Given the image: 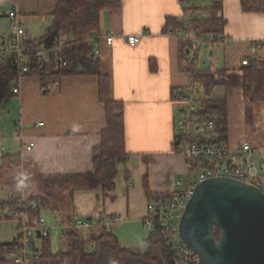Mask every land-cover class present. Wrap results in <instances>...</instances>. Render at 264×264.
<instances>
[{"label": "crops", "instance_id": "1", "mask_svg": "<svg viewBox=\"0 0 264 264\" xmlns=\"http://www.w3.org/2000/svg\"><path fill=\"white\" fill-rule=\"evenodd\" d=\"M56 1L0 0V33L9 32L6 11L14 8L25 29L24 38L39 39L52 22ZM185 1L121 0L118 8L100 13L98 35L113 33L114 40L111 45L102 39L97 42L100 51L96 57L102 73L109 77L112 100L123 105L125 155L115 161L114 191L103 192L101 187L66 190L68 199L62 191L53 198L55 201L44 203L42 210L48 211L49 223L56 214L63 222L71 217H117L115 235L132 231L127 243L118 236L121 245L131 250L128 243H140L148 193L177 189L175 180L185 171L184 157L174 148V92L192 83L199 86L197 98L202 107L206 100L223 105L224 143L235 148L247 141L253 165L261 171L255 163H264V102L244 97L241 62L264 61V10L244 12L239 0H188L197 12L196 31L211 32L219 22L223 36L231 39L230 44L214 41L200 47L205 49L206 60L199 65L200 49L197 69L222 80L206 92L201 80L194 82L190 57L188 51L187 57L183 54L181 45L185 42L178 37V30H164L168 17L176 21L181 17ZM130 34L140 37L133 47L126 42ZM253 40L262 41L259 49H250ZM69 41L58 42L66 48ZM7 98L0 107V172L14 165L23 171V179L28 181L18 196L26 195L27 187L30 192L35 190V195L40 193L38 180L46 177L92 172L93 149L106 126L96 75H62L46 87L39 77L24 76L19 93ZM98 231L95 229V233ZM139 248L136 253L145 250Z\"/></svg>", "mask_w": 264, "mask_h": 264}, {"label": "trees", "instance_id": "2", "mask_svg": "<svg viewBox=\"0 0 264 264\" xmlns=\"http://www.w3.org/2000/svg\"><path fill=\"white\" fill-rule=\"evenodd\" d=\"M240 7L244 12L259 13L264 10V0H239ZM121 0H57L52 13V22L44 30L42 36L37 40H25L29 47L39 45L50 46L58 42L61 35L67 33L71 41L61 52L67 61L65 67H56L52 64H41L35 59L28 76L40 78L42 87L62 75L91 74L98 77V95L100 102L105 108L106 126L100 133V143L93 149L91 173L77 175H63L44 178L46 185L59 189L93 190L101 187L103 192L114 191L117 169L115 161L125 155L123 105L121 102L112 100L110 96L109 77L102 73L99 60L91 52L96 41H92V35H98L100 31V13L104 10L116 9L120 6ZM221 23H215V29L211 32L215 36H221ZM182 25L168 17L164 30L175 32ZM198 32V31H197ZM209 31L198 32L206 36ZM183 54L190 49V45L183 43ZM187 57V55H186ZM189 70L194 75V82L201 83L206 92L213 86L222 82L220 77L207 70H198L190 61ZM19 71L15 68L11 59H0V107L2 101L12 95V83L17 80ZM242 88L244 97L251 102H264V61L247 60L242 66ZM202 118L213 116L216 120L218 140L225 141V115L223 105L213 104L206 100L201 108ZM218 125L220 127H218ZM147 188V187H146ZM160 193L151 194L149 197H158ZM20 196H9L2 208L9 211L8 215L0 214V219H11L17 199ZM34 208L28 211L29 222L42 216V208L45 199L41 196L33 197ZM216 239L219 237L218 230L214 232ZM66 242L64 250L51 252L50 238L41 239V255L38 261L33 264H62L70 259V264H178L174 259L173 248L167 245L166 234L159 227L149 233L146 239L147 245L142 253H136L125 249L112 231L100 228L98 232L84 236L78 229L71 228L59 236ZM9 243L0 244V264H10L6 258V251L9 250ZM90 248V249H89Z\"/></svg>", "mask_w": 264, "mask_h": 264}, {"label": "built area", "instance_id": "3", "mask_svg": "<svg viewBox=\"0 0 264 264\" xmlns=\"http://www.w3.org/2000/svg\"><path fill=\"white\" fill-rule=\"evenodd\" d=\"M184 10L178 22L182 27L177 35L190 45L188 54L190 61L197 67L200 47L214 41L231 43V39L215 36L208 33L201 36L196 31L194 20L197 12L193 5L186 0L183 2ZM9 22V32L0 33V59H11L19 76L12 83V95L19 93V82L28 76L35 59L41 64H52L56 67H65L67 61L61 55L64 45L53 42L50 46L39 45L29 47L24 38L25 29L14 8L6 11ZM139 35L126 36V42L133 47L139 42ZM103 40L106 45H111L114 40L113 33L105 35H92L91 40ZM262 41H250V49L261 47ZM100 48L93 46L91 52L98 55ZM242 65L247 64V59L242 60ZM199 86L192 83L184 90L174 92L176 103V116L174 120V148L181 153L185 160V171L175 180L177 189L160 193L158 197H149L146 202V212L143 217L144 225L148 230L159 227L166 234L167 245L173 248L174 259L178 264H199L198 255L188 248L181 240L179 225L186 208V203L193 195L195 187L202 181L212 177H230L249 183L264 193V174L253 165L249 153L251 146L243 141L238 147L232 148L219 141L217 124L213 116L205 119L200 115L202 106L198 103L197 93ZM32 146V143L30 144ZM28 146L27 148H30ZM3 149H0V157ZM34 202H26L23 197L17 199L11 219L16 221V230L11 236L9 250L6 258L10 264H33L38 261L41 252L34 246L35 239L50 237L54 230L59 236L71 228L84 231L85 229L104 228L112 231L113 226L119 223V218L110 219L106 216L99 218L71 217L67 222L61 221L59 216L53 215L51 222L42 215L32 223L29 222L28 211L34 208ZM39 233V236H37ZM34 242V243H33Z\"/></svg>", "mask_w": 264, "mask_h": 264}, {"label": "water", "instance_id": "4", "mask_svg": "<svg viewBox=\"0 0 264 264\" xmlns=\"http://www.w3.org/2000/svg\"><path fill=\"white\" fill-rule=\"evenodd\" d=\"M179 234L199 264H264V193L234 178H208L187 201Z\"/></svg>", "mask_w": 264, "mask_h": 264}, {"label": "rangeland", "instance_id": "5", "mask_svg": "<svg viewBox=\"0 0 264 264\" xmlns=\"http://www.w3.org/2000/svg\"><path fill=\"white\" fill-rule=\"evenodd\" d=\"M62 38L63 37H61V39H59V40H61V41L63 40V42H65L66 40H70L71 41V37L70 36L69 37H65V39H62ZM200 49H201V53H200L201 56L199 58V65H202L204 60H206V57L204 55V52H205L204 47H202ZM43 91L44 90H42V92ZM255 165L257 167H260L262 173H264V163H260V161L259 162L257 161L255 163ZM182 175L183 174H181L179 176H182ZM23 178H24L23 177V171L17 165L12 166V168L9 169V170H6V168H4L0 172V202L6 200L8 196H16L18 194V192L20 193V191H22V187L21 186L25 185L27 183V181H28L27 179H23ZM37 185H38L37 186L38 192H39V190L41 191L37 195H35V193H36L35 190L34 191L32 190L33 192H30L28 187H27V194L22 196L26 200V202H34V201H31V199L35 195V196H41L42 198L45 199V201H48L50 203V202L55 201L53 198L54 197L56 198L57 195L60 196V193L62 191L65 193L66 199H68L66 190L59 189V188H54V187L51 188V186L46 185V183L42 179L38 180ZM0 214L8 215L9 211H7L6 208L0 207ZM42 215L45 218H47V220H49L48 211H43ZM15 225H16V221L15 220L7 219V218L0 219V244L1 243L6 244V243L10 242V240H11L10 238H11L12 234L14 233V231L16 230ZM84 231H85L84 232L85 234L84 233H82V234L84 236L88 237V235L90 233L95 232V229L94 230L93 229H85ZM151 232H153V230H148L145 227V225H144L142 227V230L139 232L140 243H137V242L133 243V244L128 243L131 246L130 247L131 250H134V252H140V251H138V249H136V248H139L138 244H140V248L139 249H141V250L145 249L146 245H147L146 239L149 237V233H151ZM112 233L116 234V229L113 228ZM131 234H132V231L124 230V231L121 232V234H118L116 236H119L120 239H122V243H127L126 239H128V237ZM49 238H50V243H51V252H53V254H56L57 251L65 249L66 242L63 241V239L58 238L57 232L52 230ZM41 241H42L41 239H35V243L33 242L34 246H36V248L39 250V252H40V248H41L40 247L41 246ZM128 249H129V247L127 248V250ZM68 260L71 262L70 259H68Z\"/></svg>", "mask_w": 264, "mask_h": 264}]
</instances>
